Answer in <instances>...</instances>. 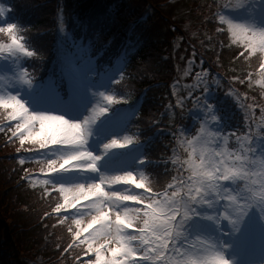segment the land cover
<instances>
[{"label": "snow or ice", "instance_id": "snow-or-ice-1", "mask_svg": "<svg viewBox=\"0 0 264 264\" xmlns=\"http://www.w3.org/2000/svg\"><path fill=\"white\" fill-rule=\"evenodd\" d=\"M244 2L239 0L238 4L229 2L225 5L238 7ZM5 11L6 7L0 4V17ZM215 15L242 42L245 51L240 53L241 57L246 59L257 50L264 54V28L233 22L219 12ZM0 25H3L0 33L8 37L7 43L0 41V52L8 54L5 61L18 55H37L25 46L26 40L18 24ZM259 68L264 78V59ZM18 70L20 74L15 73L14 79L31 85L32 78L27 77L26 69ZM204 73H197L196 83L188 88L187 95L171 105L174 111L177 107L183 109L186 101H190L192 127L199 124L190 139L185 135L188 128L183 125L169 132L178 147L187 145L191 148L186 159L180 161L177 158L175 164L165 157L146 156L141 160H154L164 175H169L168 166L172 164L177 175L167 184L160 182L159 172H154V177H146L141 172L139 179H133V171L101 174L98 180L90 183L52 182L50 174L58 170H97L100 156L87 149L95 116L70 121L61 115L33 112L17 94L0 90L3 93L0 94V108L11 109L5 119L16 121L14 127L5 124L0 131L7 128L11 132L9 140L18 139L16 151L21 154V165L26 158L41 165L39 172L46 177L40 181L42 195L59 194L51 213L44 212V216L55 215L57 224L67 225L71 243L64 251L69 253L79 249L74 256L76 264H235L236 258L228 253L234 248L250 250L245 245L248 240L254 245L256 223L250 222L251 218L259 221L264 237V126L254 128L252 106L241 103L239 94L235 93L232 82L243 84L244 80L233 76L232 82H227L221 77L213 87L211 74L207 69ZM223 89H227L224 98L218 97L216 93ZM101 96L108 104L118 102L117 96L104 93ZM225 98L231 102L226 103ZM233 103L241 110L240 115L234 110ZM106 111V106L100 107L97 115ZM260 118L264 122V107ZM241 127L244 134L236 135ZM230 137L235 140L232 148L228 147ZM132 142V139H126L121 144L113 138L103 147L108 150ZM185 169L189 173L187 176L183 175ZM22 170L25 172L23 180L35 188L32 174L27 168ZM129 181L134 188L127 186ZM156 184L160 186L154 191ZM128 202L138 203L133 208ZM246 222L250 223L245 236L234 239L233 234L240 232L241 225ZM81 256L87 259L82 260ZM258 264H264V257Z\"/></svg>", "mask_w": 264, "mask_h": 264}, {"label": "trees", "instance_id": "trees-1", "mask_svg": "<svg viewBox=\"0 0 264 264\" xmlns=\"http://www.w3.org/2000/svg\"><path fill=\"white\" fill-rule=\"evenodd\" d=\"M1 1L10 8L9 22L22 28L21 35H24L26 45L37 53L29 63L31 69H37L34 72L37 78L48 69L50 58L54 55L53 41L59 26V5L67 16L66 28L71 30L76 40L82 37L84 40H99L97 43L102 46L105 56L112 55L122 38V46L126 41L127 61L122 78L113 87L118 98V102L113 105H133L143 95L139 114L128 124L127 131L133 144L146 142L145 156L156 158L155 154L160 153L156 151L160 144L157 132L166 128L171 120H179L186 107L185 104L182 111L175 109L171 115L168 110V105L172 103L169 81L176 73L170 55V36L174 32L169 25L174 24L178 34H181L178 22L184 20L170 13L165 15L164 10H157L156 21L147 19L138 22L143 8L139 9L129 0H120L121 4L119 0ZM145 1L153 6L152 0ZM168 1L160 0L163 3ZM173 1L177 3L175 6L181 7L185 12L183 18L193 22V29L197 34L195 41L184 34L186 41L194 42L198 53L209 59L210 66L230 79L237 76L244 80L248 88L252 89L248 91L253 99L264 93L257 82V67L262 55L258 51L246 59L241 57L239 53L244 50L242 43L234 42L227 30H218L214 14L220 8L219 0ZM114 4L119 5L112 13L108 8ZM205 14L210 15L208 19H204ZM163 21L165 29L160 27ZM262 82L264 83V78ZM119 96H123V99H119ZM3 144L0 141V221L5 223L4 235L0 234V264H20L22 258H16L18 253L34 257V264H60L50 258L56 256L70 241L67 225L55 227L51 226V219L41 221L44 212L55 205L59 194L45 197L42 195L43 188H33L28 182L20 180L23 168L9 159V151L19 147L18 143H14L13 148ZM5 163L7 165H3ZM147 171L151 172L150 169ZM167 178L163 175L159 177L162 184ZM159 186L156 184L153 190H157ZM10 235L18 239L19 245L14 244L15 238L12 239Z\"/></svg>", "mask_w": 264, "mask_h": 264}, {"label": "rangeland", "instance_id": "rangeland-1", "mask_svg": "<svg viewBox=\"0 0 264 264\" xmlns=\"http://www.w3.org/2000/svg\"><path fill=\"white\" fill-rule=\"evenodd\" d=\"M150 1V0H149ZM129 2L134 5V6H138L139 9H144L146 4L148 2H146L144 0V2H142V0H129ZM233 3V4H238L239 0H219V5H221V12L220 15L226 17L228 20H231L233 22H236L233 20V15L235 16H242L244 17V22H239V23H243L248 25L249 27H252V21H255L256 19H262L264 20V0H245V2L243 4H241L240 6H234V7H229L227 5H225L226 3ZM153 3V8L151 10H149L150 12V21H156V16L158 15L157 10L158 11H163L164 10V14H173L175 15V17L177 18L180 17L182 18L184 21H180L179 23V28H181L179 31L181 34H178V29L174 24H170L169 27H173L174 25V29L173 32L174 34H172L170 36V44H173L174 46H176V56L178 59V65H177V69L178 72L175 75V83L177 84L176 86H174L173 84L171 85L172 87V105L176 104L177 100L181 97H185L187 95V90L188 88L196 83V79H197V73H201L202 75H205L204 70L201 69V64L200 63H192L191 59L194 58L195 55H198V49H196L195 47H193V45H191L190 43H188L185 39V35H187L186 37H189L192 41L196 40L197 38V34H195L194 29H193V22L191 20H187L185 18H183V16L185 15V12L183 11V9L181 7H177L175 6L177 3L174 1H168V3H163L160 2V0H152ZM136 6V7H137ZM151 7V6H150ZM224 7L228 10H225ZM257 9H258V13L259 15L257 16ZM156 10V11H155ZM225 11V12H224ZM5 14L4 16L6 15ZM59 28H57L56 31V38H57V54L60 55V59H62V61H64L65 66H67L70 70H73L74 73L78 72L82 75L83 77V85L85 88V91H87V96L84 98V108H82L84 110V115L81 116L82 113H78L77 109H76V103L75 101H72V104L67 106L65 105V103H63L60 98L58 97V94L56 93L55 88L52 86V84L50 82H48L46 84L45 87H43L42 89H40V93L36 96V90L37 87L34 85H27V84H23L22 82H20L19 80L14 79V74L17 73V75H19V68L22 67V59L25 57L24 55H18V56H14L11 57L9 59H7V61H5V56H7L8 54L6 52H3L5 54H3V58H1L0 64H2V62L5 61L6 65V69L4 70H0V87L2 86L3 89H7L9 91H12L14 94L18 95V98L21 99L26 107H28V109L30 111L36 112V108L39 106H46V104H51L53 107L56 104V113L53 115H61L63 117L66 118L65 113H68L69 116L71 118H66L70 121H83L84 118L86 116L89 117H93L95 116L96 121L98 119H100L101 117H103V115L110 113L109 107L110 104H108L107 101L103 100V97L101 96V93H104L105 95H109L111 94L108 90V86L105 87V78L103 77V82H99L96 83V85H98L99 89H95V85L94 82L92 81V77L94 75V70L92 72V70L90 71V68L93 66L92 61H90L89 59H87L86 56H88V54L85 52L86 48H78L75 47L73 52H69L68 51V42L67 39L68 34L65 31V24H64V20H63V15L61 13H59ZM213 15V14H212ZM210 15L209 14H205L204 19H208ZM213 18V16H212ZM0 24H5V21L3 20L4 18L0 17ZM219 21L218 18H216ZM165 21H163V23H161L160 27L162 29H165L166 27L164 26ZM237 23V22H236ZM226 24V23H225ZM3 26V25H0ZM196 31V30H195ZM227 31L229 32L230 36L233 38L234 42H241L238 41L236 39V37H234L232 35V32L228 30V25H227ZM208 32V31H207ZM213 32V31H212ZM208 34V33H207ZM5 36V37H4ZM209 36V35H206ZM0 41L7 43L8 42V37L6 36V34H2L0 33ZM187 50H189L190 52L188 54H191V56L187 57ZM259 50H257L256 52H258ZM197 52V53H196ZM255 53V52H254ZM252 53V54H254ZM262 59H264V54H262ZM84 57V60L87 59L88 63H87V67L86 68H79L75 62L78 61L80 58ZM83 60V59H82ZM68 68H66V72L67 74H69L68 72ZM208 73L211 74V77L214 80L213 83V87H215V81L220 80V78L218 77V75H216L215 73H211L210 70L208 69ZM72 76V74H71ZM74 76V74H73ZM262 80V76L259 75L258 76V81ZM257 81V82H258ZM229 82H232L231 79H229ZM110 83V81H109ZM233 86L237 89L238 94L240 96V100L241 103H245L247 105L252 106L250 108V111L254 117V128L260 127L261 125L264 126V122L261 121V108L264 107V95L263 93L259 94L258 98L253 99L251 93H249V91H251V88H248V85L243 83V84H237L238 82H232ZM258 84H261V82H258ZM244 87H247V89H245ZM261 87V90L264 91V86H259V88ZM76 89V88H75ZM1 90V88H0ZM226 89H223L222 91H225ZM249 90V91H248ZM35 91V93H34ZM236 92V91H235ZM89 93L90 96H89ZM237 93V92H236ZM0 94H3L2 92H0ZM235 94V93H234ZM233 94V99H235V95ZM92 96V97H91ZM106 106L107 107V111L103 113V115H97L98 110L100 107ZM178 108V107H177ZM189 109V110H188ZM192 109V105L188 106L186 110H188V113H190V110ZM172 110V109H171ZM11 111V109H3L0 108V127H3V125L5 124H10L13 127L15 126L16 121L15 120H6L5 117L7 116V112ZM191 115V114H190ZM192 117V115H191ZM116 119H112L107 123V128H109V130L106 133H103L102 136L97 139L96 141H91L92 137H93V127L95 125V123L92 125L91 127V134L88 138V150L92 151L94 154L100 156V159L97 161V165H99L102 169V174H106V175H115V174H121L125 171H118V170H114L111 171L110 169H108V167H106V164L108 162V160L110 158H112L111 156L116 155L117 153L125 150V149H129L133 144H126L124 146H115L111 149L105 150L103 145L109 143L113 138L117 139L120 141L121 144H124L126 139H130L127 135H125L123 132V127H121L120 125H122V123H119L117 121H115ZM198 124V123H197ZM199 128V127H198ZM198 130V129H197ZM196 131V129H195ZM195 131L193 132V134H189V130L185 135H188V139L191 138L192 135L195 134ZM1 132V131H0ZM3 133L0 134V141L2 143H4L6 145V147H14V143L17 144L19 146V141L18 139L13 138L12 140H9V137L11 136V132L8 131L7 128H4ZM6 135L7 133V141H6ZM240 134H244V132H241ZM230 140V138H229ZM234 139H232L233 141ZM91 141V142H90ZM235 142V140H234ZM97 143V144H96ZM3 144V145H4ZM28 142H26V147H27ZM234 145H232L231 143L228 144L229 148L234 147ZM187 145H184L183 148L187 149L186 152H190V150L188 148ZM18 147H14L13 150H10L9 153L14 154V159H19L21 158V154L18 153L17 150ZM22 152L24 151L23 149L21 150ZM8 152V150H7ZM188 154V153H187ZM185 155V154H184ZM174 162L177 161V158L180 157L179 155H177L176 153L174 154ZM132 160V158H129ZM3 165H7L6 163ZM134 164H128V170L126 171H133V179H139L140 177V172L136 169H134ZM1 167V166H0ZM29 170V173H31L33 175L34 172H30L31 170ZM110 170V171H109ZM37 172L34 173L33 177V181L35 182V184H40V181H42L43 179H45L46 177L43 176L45 174L40 173L39 172V168L36 169ZM70 169H68V173H69ZM61 172H66L61 170ZM187 175L189 174L186 170ZM42 174L43 177H40L38 175ZM100 177V176H99ZM99 178H94V179H87L85 181H82L80 183H90V182H94L96 180H98ZM253 180L256 179V177H252ZM147 182V181H146ZM124 183V182H121ZM72 185V184H71ZM127 186L129 188H134L135 185L131 184V182H127ZM31 187H32V183H31ZM105 190L107 191V188H105ZM139 191V190H138ZM124 194H129L128 192H125ZM131 204L130 207H135L137 206L138 202H128V204ZM129 204V205H130ZM63 211V210H62ZM53 219L56 218H52V225L51 226H55L58 225L56 223V220L54 221ZM255 221L256 223V232L261 228L259 221L255 220V217L251 218V221ZM250 222H246L244 224L241 225V231L238 233H234L233 237L234 239H241L245 236V234L248 231L249 228V223ZM5 225V223H1L0 221V234L3 236L4 235V228L3 226ZM11 238H15L14 244L16 243L17 245H19L18 239L14 236V235H10ZM256 237L258 239L263 238L261 236V233H257ZM245 242H250V240L245 241ZM13 247V246H12ZM246 248H247V244H246ZM11 248H8V250H10ZM238 253L239 251L237 249H233L232 251H230L228 253V255L230 257H235L236 258V262L235 264H238ZM21 257L22 260L20 261V264H27V262H33V260L35 261L36 259L34 257H31V255H24V254H19L16 256V258ZM264 257V244L262 246V255L259 258L260 259ZM19 260V258H18ZM258 261V262H259ZM258 262L253 263V264H258ZM30 264V263H28Z\"/></svg>", "mask_w": 264, "mask_h": 264}]
</instances>
